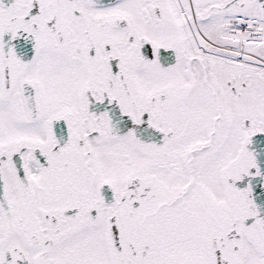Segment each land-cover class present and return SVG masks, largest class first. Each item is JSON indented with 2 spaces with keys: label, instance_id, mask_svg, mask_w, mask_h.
<instances>
[{
  "label": "snow or ice",
  "instance_id": "6c2138e0",
  "mask_svg": "<svg viewBox=\"0 0 264 264\" xmlns=\"http://www.w3.org/2000/svg\"><path fill=\"white\" fill-rule=\"evenodd\" d=\"M0 264H264V0H0Z\"/></svg>",
  "mask_w": 264,
  "mask_h": 264
}]
</instances>
